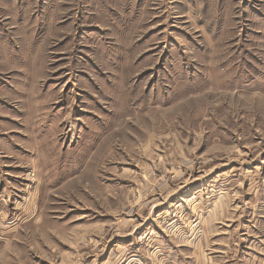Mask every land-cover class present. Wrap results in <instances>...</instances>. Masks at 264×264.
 Masks as SVG:
<instances>
[{
	"label": "rangeland",
	"instance_id": "rangeland-1",
	"mask_svg": "<svg viewBox=\"0 0 264 264\" xmlns=\"http://www.w3.org/2000/svg\"><path fill=\"white\" fill-rule=\"evenodd\" d=\"M256 172L264 0H0V264H107Z\"/></svg>",
	"mask_w": 264,
	"mask_h": 264
},
{
	"label": "crops",
	"instance_id": "crops-1",
	"mask_svg": "<svg viewBox=\"0 0 264 264\" xmlns=\"http://www.w3.org/2000/svg\"><path fill=\"white\" fill-rule=\"evenodd\" d=\"M244 175L239 177L249 180L244 187H214L217 182L211 178L197 189L199 195L186 198L188 208L202 212L198 231L189 222L176 236L172 222L168 229L156 219L138 225L124 222L117 234L123 246L110 254L107 264H264V175ZM29 200L30 195L21 206L24 210H30ZM143 238L146 242L138 245Z\"/></svg>",
	"mask_w": 264,
	"mask_h": 264
}]
</instances>
